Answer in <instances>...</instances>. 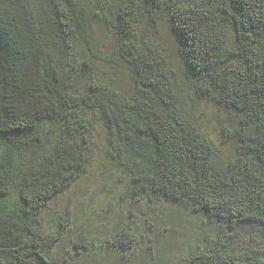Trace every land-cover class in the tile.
<instances>
[{"label":"trees","instance_id":"1","mask_svg":"<svg viewBox=\"0 0 264 264\" xmlns=\"http://www.w3.org/2000/svg\"><path fill=\"white\" fill-rule=\"evenodd\" d=\"M162 18L181 82L152 39ZM182 84L225 112L227 158ZM95 125L130 197L180 202L215 225L188 264H264V0H0V264H50L59 236L41 213L85 173ZM245 227L261 244L232 251ZM132 243L125 229L113 238Z\"/></svg>","mask_w":264,"mask_h":264},{"label":"rangeland","instance_id":"2","mask_svg":"<svg viewBox=\"0 0 264 264\" xmlns=\"http://www.w3.org/2000/svg\"><path fill=\"white\" fill-rule=\"evenodd\" d=\"M95 35L104 36L103 51L111 53L112 35L98 24ZM152 39L164 47L181 82L182 63L165 18ZM116 81L121 87H130V81L121 75ZM181 86L188 110L218 154L227 158L232 145L221 143V128L228 121L225 112L207 99L195 100L187 86ZM103 144L101 127L95 125L92 158L85 173L54 196L41 213L43 232L59 236L50 264H188L193 251L216 238L215 225L180 202L154 204L143 197H130ZM122 229L133 240L123 251L113 245L115 234ZM258 243L260 236L254 227L243 228L235 240L227 241L232 251Z\"/></svg>","mask_w":264,"mask_h":264}]
</instances>
